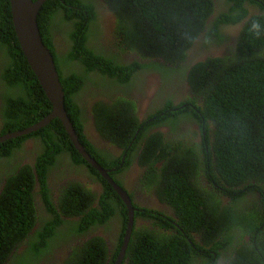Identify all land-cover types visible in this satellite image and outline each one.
Returning a JSON list of instances; mask_svg holds the SVG:
<instances>
[{
    "label": "trees",
    "instance_id": "1",
    "mask_svg": "<svg viewBox=\"0 0 264 264\" xmlns=\"http://www.w3.org/2000/svg\"><path fill=\"white\" fill-rule=\"evenodd\" d=\"M101 10L111 17L109 40ZM37 24L85 150L122 186L115 176L135 173L136 148L140 190L170 209L137 202L129 192L134 227L121 264H264V0H48ZM235 25L242 27L230 43L234 37L224 32ZM221 44L222 54H213ZM140 70L158 78L150 116L142 122L132 118L136 101L125 93ZM103 86L100 96H109L110 104L81 101L86 89L102 94ZM119 86L126 97L116 96ZM50 111L19 48L9 0H0V136ZM123 111L135 124L118 142L125 156L110 158L88 139L86 127L91 117L104 138L117 141L124 129L115 116ZM27 140L35 143L32 151ZM25 159L31 163L21 166ZM15 164L8 175L5 168ZM55 172L97 176L100 191L67 181L52 197L47 179ZM0 183V264H30L43 251L58 255L62 246L61 264H114L128 211L59 119L0 143ZM37 192L45 207L40 217L48 214L39 223ZM72 216L79 218L73 228L66 219ZM90 225L111 226L113 238L92 236L74 248L73 233L82 235ZM27 249L31 260L22 259Z\"/></svg>",
    "mask_w": 264,
    "mask_h": 264
},
{
    "label": "water",
    "instance_id": "2",
    "mask_svg": "<svg viewBox=\"0 0 264 264\" xmlns=\"http://www.w3.org/2000/svg\"><path fill=\"white\" fill-rule=\"evenodd\" d=\"M48 0H9L12 25L19 48L37 78L46 99L51 104V111L38 122L22 129L16 130L0 136V143L15 139L21 136L29 135L47 125L54 119H59L65 129L70 142L80 154V156L93 168L99 175L111 185L119 198L125 204L128 211V220L117 261L120 264L127 249L132 230L134 227V208L127 192L120 187L109 176L108 171L102 168L97 161L92 158L79 141V137L74 126L68 117L65 109V95L61 85L58 72L53 60V56L47 46L44 44L38 24L37 16L42 5Z\"/></svg>",
    "mask_w": 264,
    "mask_h": 264
},
{
    "label": "flooded vegetation",
    "instance_id": "3",
    "mask_svg": "<svg viewBox=\"0 0 264 264\" xmlns=\"http://www.w3.org/2000/svg\"><path fill=\"white\" fill-rule=\"evenodd\" d=\"M105 10H101V16L104 14ZM237 27V29H239L241 26H234ZM231 27H227V30L225 29L226 34H230L231 31ZM109 33L112 36V26L109 29ZM113 38V36H112ZM60 41V46L59 48L62 46V41L60 39V37L57 38ZM104 39L105 40H109V35L105 34L104 35ZM125 59V56L122 57V61ZM149 74L147 73H137L136 74V78L139 80V85L137 87H135L132 92H131V96L132 98H135L136 101V105H135V109L133 111V116L132 118L137 119L138 122H142L145 117L147 116V114L149 113V107L151 106V100L156 92V88H151L147 85L146 81H144L145 76H148ZM106 82L109 81V78L105 77ZM110 86L105 84V88L108 89ZM110 91H112V88L109 89ZM118 91L116 96H122V97H126L125 93L121 94V91L123 92L124 87L123 86H119L116 89ZM95 91V92H94ZM100 92L102 94H97L96 90L93 88H88L86 89V92L83 93V97L81 98V101L83 103H88L90 101V99H92L91 105L93 103H95L96 101H102L105 103H111V100L109 99V96H105V97H101L100 95L104 96V86L102 89H100ZM142 96L144 98H142ZM139 98V99H138ZM145 100V101H144ZM89 111V108L88 110ZM92 116V114H90ZM89 115V117H90ZM115 121L118 122V124H120L122 126V128L124 129V131L120 134V136L116 139L117 141H110L109 139H106L102 136L101 133H99L95 127L94 124L92 122V118L91 119V124L89 122V125L86 127L88 128L87 132L85 134L89 135L88 139L99 149L103 150L106 152V154L111 158H120L121 156H125L124 153V148L118 144L119 140H123L124 138V133L128 130V128L130 127V125L132 123L135 124L134 120L130 119L128 120L126 114L123 112L118 113L115 116ZM211 138V137H210ZM199 142V141H198ZM211 142V141H210ZM27 143H34L33 140H27ZM212 146V144H211ZM211 146L207 143L205 145V150L206 152L209 151V147L211 148ZM137 149L135 148L132 152H131V156L136 160L135 164H134V168L135 170H141L142 167H140L138 165V157H137ZM124 161V157L122 158V162ZM59 169H63L62 167ZM109 170V169H108ZM71 177V174L69 172H65L63 174H60L59 172H55V173H51L50 177L48 175V179H47V187L49 189V195L54 197L57 195V197L60 195L61 191L67 186V181L71 182L74 180H69ZM116 180H118L119 182L122 183V186L130 193H133L134 195V199L137 202L143 203L142 200V195L143 192L140 190L139 188V183L138 181H136V179L131 178L127 175V172L123 171L121 173L116 174L115 176ZM50 179H52V182H49ZM199 180L202 184L206 185L207 187H209L210 182L208 181V178L203 175L200 174L199 176ZM3 187V184L0 183V192L1 189ZM37 200L39 201L38 197H40V195L37 192ZM228 198L221 196V200L222 201H227ZM157 200V199H156ZM133 201V200H132ZM152 202V200H149V202ZM41 204V207H37L39 208V211L37 212V223L41 222L42 219L44 217H46L48 214H45L43 216L40 217V213L45 209L44 205L42 204L41 201H39ZM158 202V201H157ZM158 204L162 207H164L165 209H167V211H169L170 209L165 206L164 204L158 202ZM40 206V205H39ZM69 221V226L73 228L74 226V222L77 221V225H78V220L79 218L76 216H72V217H68L66 218ZM143 220L138 219L136 221V225L140 226L141 223H143ZM111 226H106V225H100V226H92L90 225L86 230L83 231L82 235H78L73 233L72 235V240H74V242L72 243L73 247L79 249L81 247H83V245H85V243L92 237V236H103V237H108L110 235L113 234V231H109L111 230ZM97 230H102L101 234H97L95 233ZM113 235L109 237V239H112ZM31 239L28 236V238H26V241L29 242ZM110 248V247H109ZM63 246L61 247L60 251H62ZM59 260H61V257H58ZM36 262L38 264H54L53 263V254L52 253H47L46 255H44L43 257H41L40 259L36 260ZM31 264V263H30Z\"/></svg>",
    "mask_w": 264,
    "mask_h": 264
},
{
    "label": "rangeland",
    "instance_id": "4",
    "mask_svg": "<svg viewBox=\"0 0 264 264\" xmlns=\"http://www.w3.org/2000/svg\"><path fill=\"white\" fill-rule=\"evenodd\" d=\"M101 25H102L103 30L106 32L105 34L109 35V29L111 27V17L109 15V13L106 12V11L101 16ZM236 33H237V27L231 28L230 34L233 35V34H236ZM223 51H224V47L222 45H219L217 48H214V47L212 48V52L216 53L218 55L222 54ZM144 81H146L147 85L149 87H151V88H156L157 87L158 78L154 74L153 75L149 74L148 76H145ZM138 85H139V80L135 79V82L132 84V86L125 93H127L128 95H131L132 90L135 87H137ZM135 98L136 97H134V99ZM142 98H144V97L142 96ZM195 128H196V126H195ZM34 145L35 144H33V143H26V147H27V149L29 151H32V149H33L32 146H34ZM25 162H30V159H25L23 163H25ZM17 167L18 166L16 164L15 165H10V166H7L5 168V170L7 171L8 175H12V174L15 173V170H16ZM132 175L135 176L136 172L133 173ZM69 180L81 181L83 183H86L92 189V191L95 192V193L100 191V185H99L98 180H96V177L90 176L86 172H84L83 174H72ZM142 200H143V203H147L150 207H154V208L159 207V205L156 202H154V201H152V202L150 201L149 202V200L147 199V197L144 194V192H143V195H142ZM101 232H102V230H97L95 233L101 234ZM24 253L26 255H25V258H22V259L31 260L34 257V253L30 249L25 250ZM24 253H22V255ZM18 257L20 259V256H18Z\"/></svg>",
    "mask_w": 264,
    "mask_h": 264
},
{
    "label": "clouds",
    "instance_id": "5",
    "mask_svg": "<svg viewBox=\"0 0 264 264\" xmlns=\"http://www.w3.org/2000/svg\"><path fill=\"white\" fill-rule=\"evenodd\" d=\"M235 26H237V25H235ZM232 27H234V26H232ZM241 27H242V25H241ZM240 32V30L239 29H237V33L235 34V35H237L238 33ZM231 37H234V36H232L231 35ZM230 43H235V37H234V39H232V41L230 42ZM222 45V44H221ZM223 46V45H222ZM223 47H226V45H224ZM213 54H216V53H213ZM216 55H218V54H216ZM221 55V54H220ZM220 55H218V56H220ZM139 73H147V74H151V73H148V72H146V71H143V70H140V72ZM157 86H158V84H157ZM131 96V95H130ZM132 97V96H131ZM134 99V98H133ZM135 100V99H134ZM150 115H149V113L147 114V116L145 117V119H147L148 117H149ZM144 119V120H145ZM143 120V121H144ZM193 129L195 130V129H197V127L195 128V126L193 127ZM158 131V130H157ZM160 131H162V132H167V133H169L170 134V132L167 130V128L166 127H162L161 129H160ZM210 141H211V143H212V141H213V136H211V139H210ZM24 162V161H23ZM22 162V165L21 166H23V165H26V164H30L31 162H25V163H23ZM102 167V166H101ZM103 168V167H102ZM106 170H108V169H106ZM134 170H135V168H134ZM140 170H135V172H139ZM110 173V170L108 171V174ZM99 174V173H98ZM133 173H128L127 172V175L129 176V177H131V178H136V176H137V174L134 176V175H132ZM110 176V175H109ZM93 177H96V180H98V177L97 176H93ZM101 177V176H100ZM111 177V176H110ZM102 178V177H101ZM112 178V177H111ZM103 179V178H102ZM113 179V178H112ZM114 180V179H113ZM106 181V180H105ZM99 182V181H98ZM116 183V182H115ZM3 184V183H2ZM117 184V183H116ZM4 185V184H3ZM99 185H100V183H99ZM110 185V184H109ZM119 185V184H118ZM111 186V185H110ZM120 186V185H119ZM120 187H122L126 192H127V194H128V196H129V192L123 187V186H120ZM92 190V189H91ZM114 191V190H113ZM115 192V191H114ZM98 193V192H97ZM116 193V192H115ZM129 198H130V196H129ZM38 199H39V201H40V197H38ZM130 200H131V203H132V206H133V202H132V199L130 198ZM38 200H37V207H39V205L41 206V204H40V202H39ZM153 201V200H152ZM123 202V201H122ZM158 204V203H157ZM159 205V204H158ZM134 208V207H133ZM154 208V207H153ZM127 209V208H126ZM135 211V210H134ZM36 227H37V225H36ZM36 227H35V229H36ZM133 231V230H132ZM125 235V234H124ZM124 238V237H123ZM131 238V237H130ZM130 241V240H129ZM122 244H123V242H122ZM121 249V248H120ZM19 251H21V252H23L22 251V249H20ZM119 252H120V250H119ZM47 253H49V251H43L41 254H42V256L41 257H43L44 255H46ZM118 255H119V253H118ZM118 255H117V258H118ZM125 255V254H124ZM63 256H64V254H63V252L62 251H60V253L58 254V255H53V263L54 264H61V260H59V258L58 257H61V259L63 258ZM41 257H39L38 259H40ZM117 258H116V260H115V262H114V264L116 263V261H117ZM123 258H124V256H123ZM38 259H36V260H38ZM36 260H34L33 261V263H31V264H37V262H36ZM123 262V259H122V261H121V263ZM120 263V264H121Z\"/></svg>",
    "mask_w": 264,
    "mask_h": 264
}]
</instances>
